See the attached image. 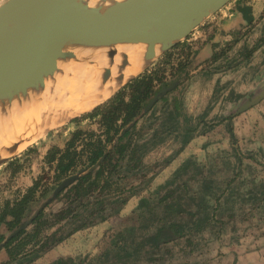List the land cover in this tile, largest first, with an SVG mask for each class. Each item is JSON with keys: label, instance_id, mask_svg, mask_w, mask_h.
<instances>
[{"label": "rangeland", "instance_id": "obj_1", "mask_svg": "<svg viewBox=\"0 0 264 264\" xmlns=\"http://www.w3.org/2000/svg\"><path fill=\"white\" fill-rule=\"evenodd\" d=\"M5 1L0 0V5ZM250 4L259 9L255 22L237 31L235 25L239 16L235 13ZM229 14L237 18L223 26ZM238 23L242 24L240 20ZM132 36L136 37L133 41L137 40V34ZM185 40L192 51L207 43L196 55H191L192 65L202 63L208 74L210 69H216L211 73L213 78L192 72L188 83L181 87L189 129H195L190 132L193 140L183 144V131L176 119L168 120L166 111L158 110L153 130L148 132L145 145H140L141 164L124 160L126 166L121 176L111 179V189L105 191L106 195L127 199L120 216L112 215L102 224L74 233L53 252L42 253L39 247H36L39 252H33L26 247L27 255L12 264H233L232 259L236 257L242 255L247 263L256 254L260 256V264H264L260 255L264 252V145L252 149L243 138L236 140L233 146L224 128L225 122H221L230 115L235 118L246 114L264 102L263 98L261 102L250 104L264 95V50L257 54L254 66L235 69L243 63H239L242 53L259 42L264 44V0L231 1L193 28L181 42ZM212 44L217 45L214 51H222L223 55L210 63ZM183 57L184 54L179 59ZM235 63L234 70L229 72ZM221 68L225 71H219ZM248 105L251 106L248 108ZM242 109L245 110L240 111ZM87 111L63 118L50 131L45 129L28 144L31 146L40 140L32 153L14 161L10 167L7 163L0 166V213L6 202L18 200L38 178H42L43 186L24 217L41 205L50 193L42 195L44 189L55 187L52 170L43 157L52 146L62 148L77 127L88 129L90 123L87 122L77 127L69 124L71 119ZM147 121L148 118L140 124L148 127ZM150 135L154 137L151 139ZM232 147H237L241 157L237 174ZM133 163L136 168H131ZM15 166H19L18 172H13ZM224 188L228 191H223ZM167 195L166 200H161ZM62 202L54 201L47 209L55 212L63 206ZM165 204L171 205L170 210ZM171 223L182 226L184 235L156 246L152 236L158 227ZM122 240L124 244L120 243ZM6 257L2 249L0 264Z\"/></svg>", "mask_w": 264, "mask_h": 264}, {"label": "trees", "instance_id": "obj_2", "mask_svg": "<svg viewBox=\"0 0 264 264\" xmlns=\"http://www.w3.org/2000/svg\"><path fill=\"white\" fill-rule=\"evenodd\" d=\"M249 11L250 9L246 7L242 12L245 25L237 27V31L244 30L252 24L253 17ZM206 44V42L202 43L195 51L191 50V46L186 40L175 44L156 63L123 85L108 100L69 121V124H74L75 127L79 126L81 122L90 124L87 130L77 127L62 148L52 146L46 151L43 159L48 168L52 170V183L55 184V187H53L54 189L45 188L42 195L48 194L49 191L50 195L57 184L70 175L77 174L79 177L52 201V203L58 200L63 201V206L59 210L49 212L47 208L50 205H47L25 227L21 226V222L29 214L24 217L25 212L36 201V193L43 186L42 178L33 181L32 186L18 200L12 203L6 202L0 213V229L8 236L4 237V234H0V245L3 246L8 260L2 264L17 262L19 258L27 255L29 249L33 252L40 250L43 253L80 230L95 226L97 223L102 224L112 215L119 216V210L126 204L127 199L114 197L111 194L106 195L105 191L111 189V179L121 176L122 169L126 166L123 163L124 160L134 161L137 165L141 164L140 145H145L143 142L150 134L148 132L153 130L152 125L157 121V112L166 111L168 120L176 119L180 126L179 128L177 125L178 128L183 131V144L187 145L193 140L194 137L190 132L195 129L194 127L189 129L180 91L182 85L188 83L192 72L195 71L196 75H200L204 71L208 72L202 63L192 65L190 61L191 55H196L197 52L205 48ZM260 45L259 42L242 53L240 62L249 61ZM216 46V44L211 45L210 63L216 62L223 55L222 51H214ZM182 54L184 57L180 60L179 57ZM172 84L174 87L165 95L160 96L158 101L149 110H146L148 103L160 89ZM233 117L232 115L228 116L221 122H225V130L231 143L235 146L236 138L231 124ZM146 118L148 121L145 125L148 127L140 124ZM214 126L216 127V125ZM214 126H211V129ZM144 132L147 133L144 134ZM50 134L52 133L50 132ZM39 141L29 146L20 155L10 159L7 166H12L14 161L32 153L40 143ZM232 148L233 158L236 162L234 171L237 174L241 166V157L236 151L237 147ZM135 163L131 164V168H136ZM13 170V172H18L19 166H15ZM223 191L226 189L224 188ZM167 197L169 196L167 195L161 200H166ZM164 206L170 210V204ZM29 226L30 232L26 230ZM19 227L22 229L20 230ZM51 229L53 231L48 233ZM184 231L182 226H175L171 223L158 227L152 237L155 239L156 246H160L181 237L184 235ZM9 232L11 233L9 234ZM3 239L5 242L2 244ZM120 243L124 244V241L122 240ZM36 247L40 249L37 250Z\"/></svg>", "mask_w": 264, "mask_h": 264}, {"label": "bare ground", "instance_id": "obj_3", "mask_svg": "<svg viewBox=\"0 0 264 264\" xmlns=\"http://www.w3.org/2000/svg\"><path fill=\"white\" fill-rule=\"evenodd\" d=\"M33 8L46 17L54 12L50 0H36ZM194 21L128 19L109 23L98 33L100 42L82 58L47 72L5 76L0 81V161L20 153L63 118L108 98L127 77L143 69L154 46L181 40ZM132 34L138 35L137 40L133 41ZM6 141L15 145L2 148Z\"/></svg>", "mask_w": 264, "mask_h": 264}, {"label": "water", "instance_id": "obj_4", "mask_svg": "<svg viewBox=\"0 0 264 264\" xmlns=\"http://www.w3.org/2000/svg\"><path fill=\"white\" fill-rule=\"evenodd\" d=\"M231 1L50 0L54 4V12L50 17H46L33 12L36 0H6L0 5V81L5 76L51 71L65 63L82 58L100 42L98 33L101 28L117 21L123 22L128 19L174 21L195 18L194 24L182 37L183 39L203 20ZM181 40L154 47L150 60L137 75ZM137 75L128 78L114 92ZM173 87L174 84L162 87L148 103L146 110H149L160 96L165 95ZM263 98L264 95L250 104L257 103ZM98 105L96 104L87 112ZM249 106L251 105L247 107ZM243 110L245 109L240 111ZM14 145L13 142L6 141L2 148L7 149ZM27 146L21 152L27 149ZM17 155L1 160L0 166ZM77 176L63 180L50 195L41 201V205L35 211L26 214L27 217L23 219L21 226L25 227L34 216L50 205L57 195L75 181ZM22 227L19 229L21 230ZM2 247L0 245V249Z\"/></svg>", "mask_w": 264, "mask_h": 264}, {"label": "crops", "instance_id": "obj_5", "mask_svg": "<svg viewBox=\"0 0 264 264\" xmlns=\"http://www.w3.org/2000/svg\"><path fill=\"white\" fill-rule=\"evenodd\" d=\"M240 6V5H239ZM256 6V5H255ZM255 6H253L252 4H250V7L248 6V8L250 9V15L253 17V21L252 23L255 22V18L257 16V13L259 12L258 7L256 8ZM246 7H241L239 8L238 12L235 13L237 14L236 16H239L238 18L234 15L229 14L227 19L225 18L223 21V26L224 24L228 23L229 21H234V19L236 21V27H239L241 25H245V21L242 18V12L244 11ZM238 20H240V22H242V24L238 25ZM231 23V22H229ZM238 25V26H237ZM250 27V26H249ZM234 28V29H235ZM257 31V29H255ZM262 36V35H261ZM264 43V42H263ZM264 50V44H262L260 46V48L254 52L253 56L251 57V59L249 60V62H243L241 64H239V66L235 69H237L239 71L240 68H244V66L247 65V67H251L254 66L256 64V57L257 54L259 52H261V54L263 53ZM240 63V61H239ZM237 63L233 64V66L230 68V70L228 69L229 72H232L234 69V66H236ZM219 68V67H218ZM223 68H221L219 71L224 72L225 70H222ZM210 74H208V72L204 71L202 72V74L205 75H211V73H213L215 70H209ZM237 71V73H238ZM227 73V72H226ZM239 74V73H238ZM205 77V76H204ZM211 77L213 78L214 76L211 75ZM262 105H258L257 107L249 110L246 114H242L239 115L238 117L233 118L232 120V128H233V134L235 136V138L238 140H242L243 138L245 139V141H248V145L251 146L252 149H256L257 145H264V102L261 103ZM253 146V147H252ZM62 245V244H61ZM55 249H51V252H53ZM261 257L264 258V252H260ZM242 256V255H241ZM236 257L234 259H232V263L233 264H260L259 255H254L253 257H251L250 260H248V262L246 263V259H244L243 257ZM263 263H264V259H263Z\"/></svg>", "mask_w": 264, "mask_h": 264}, {"label": "flooded vegetation", "instance_id": "obj_6", "mask_svg": "<svg viewBox=\"0 0 264 264\" xmlns=\"http://www.w3.org/2000/svg\"><path fill=\"white\" fill-rule=\"evenodd\" d=\"M259 48H260V47H259ZM257 50H258V48H257ZM257 50H256V51H257ZM256 51H255V52H256ZM253 54H254V53H253ZM252 56H253V55H252ZM250 59H251V58H250ZM242 62H244V61H242ZM245 62H246V61H245ZM263 100H264V99H263ZM263 100H261V101H263ZM261 101H260V102H261ZM260 102H259V103H260ZM230 116H231V115H230ZM232 120H233V119H232ZM224 128H225V127H224ZM232 129H233V128H232ZM227 134H228V133H227ZM236 140H237V139H236ZM232 145H233V144H232ZM235 145H236V144H235ZM43 158H44V157H43ZM74 175H77V174L70 175L69 177L74 176ZM69 177H66L65 179H67V178H69ZM78 177H79V175L77 176V178H78ZM77 178H76V179H77ZM65 179H63V180H65ZM76 179H75V180H76ZM63 180H62V181H63ZM62 181H61V182H62ZM61 182H60V183H61ZM60 183L57 184V187H58V185H59ZM57 187H56V188H57ZM111 196H115V195H112V194H111ZM121 209H122V208H121ZM121 209L119 210V216H120ZM26 230H27V229H26ZM85 230H86V229H85ZM85 230H84V231H85ZM87 230H88V228H87ZM10 233H11V232H9V234H10ZM0 234H2V235L4 234V237L8 236V235H6V232H3V233H2V229H0ZM9 237H10V236H9ZM4 242H5V239H3L2 244H3ZM59 245H60V244L54 246L53 248H56V247L59 246ZM53 248H52V249H53ZM2 249L4 250V248H2ZM2 249H1V250H2ZM1 250H0V251H1ZM4 251H5V250H4ZM47 251H48V250H47ZM49 251H51V249H50ZM5 253H6V252H5ZM6 256H7V254H6ZM7 260H8V257H6V261H7ZM6 261H4V262H6ZM4 262H3V263H4Z\"/></svg>", "mask_w": 264, "mask_h": 264}]
</instances>
